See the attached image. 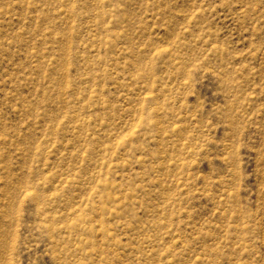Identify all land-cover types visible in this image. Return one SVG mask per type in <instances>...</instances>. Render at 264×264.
<instances>
[{
	"label": "rangeland",
	"instance_id": "obj_1",
	"mask_svg": "<svg viewBox=\"0 0 264 264\" xmlns=\"http://www.w3.org/2000/svg\"><path fill=\"white\" fill-rule=\"evenodd\" d=\"M0 264H264V0H0Z\"/></svg>",
	"mask_w": 264,
	"mask_h": 264
}]
</instances>
